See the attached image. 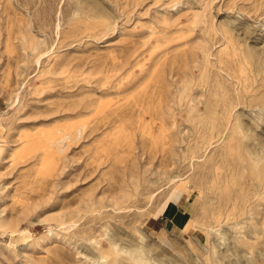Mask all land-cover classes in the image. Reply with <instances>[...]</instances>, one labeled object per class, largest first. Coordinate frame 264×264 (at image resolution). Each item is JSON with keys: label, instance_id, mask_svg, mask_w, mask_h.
<instances>
[{"label": "rangeland", "instance_id": "1", "mask_svg": "<svg viewBox=\"0 0 264 264\" xmlns=\"http://www.w3.org/2000/svg\"><path fill=\"white\" fill-rule=\"evenodd\" d=\"M0 264H264V0H0Z\"/></svg>", "mask_w": 264, "mask_h": 264}, {"label": "crops", "instance_id": "2", "mask_svg": "<svg viewBox=\"0 0 264 264\" xmlns=\"http://www.w3.org/2000/svg\"><path fill=\"white\" fill-rule=\"evenodd\" d=\"M180 211H183V210H181V209H179ZM167 217V220H166V222L168 221V219H169V216L167 215V214H165V212L163 211L160 215H158L157 217H154V222H157V224H156V226H157V228H159V227H161V225H162V223L164 224V226H165V224H166V222L164 223L163 221L161 222V221H159V218L162 220L164 217Z\"/></svg>", "mask_w": 264, "mask_h": 264}, {"label": "bare ground", "instance_id": "3", "mask_svg": "<svg viewBox=\"0 0 264 264\" xmlns=\"http://www.w3.org/2000/svg\"><path fill=\"white\" fill-rule=\"evenodd\" d=\"M62 137H65V136H62ZM14 233V232H13Z\"/></svg>", "mask_w": 264, "mask_h": 264}]
</instances>
